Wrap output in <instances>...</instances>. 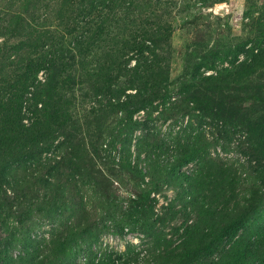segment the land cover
Segmentation results:
<instances>
[{"label": "trees", "instance_id": "16d2710c", "mask_svg": "<svg viewBox=\"0 0 264 264\" xmlns=\"http://www.w3.org/2000/svg\"><path fill=\"white\" fill-rule=\"evenodd\" d=\"M161 2L0 0V264H129L95 259L125 228L148 264H264V21L234 43L192 24L173 76ZM164 185L181 232L152 220Z\"/></svg>", "mask_w": 264, "mask_h": 264}, {"label": "rangeland", "instance_id": "374dc122", "mask_svg": "<svg viewBox=\"0 0 264 264\" xmlns=\"http://www.w3.org/2000/svg\"><path fill=\"white\" fill-rule=\"evenodd\" d=\"M203 3L208 4L205 5ZM158 6L159 13L164 14L163 17L173 28L171 37L173 47L171 68L173 76L177 75L181 70V55L184 51L186 42L190 39L189 33L192 28L191 26H193L192 24H198L199 29H203L206 33L208 32L204 37H207L212 42L219 41L223 43L231 40V42L234 43L235 41H239V39H245L246 37L252 39L254 37V29H250V17H246L247 11H249L248 14L251 15V18L261 16L264 21V0H162L161 4H158ZM1 39L3 38H0V42L2 41ZM242 56L243 55H240L239 58L242 59ZM87 105L88 103H86V106ZM189 119L192 118L188 115L182 120V123L185 124ZM154 124H156L162 132L172 129L174 134V130L178 129V127H175L174 129L171 127L173 126V122L170 119L164 121L156 120ZM235 136L237 137L238 135L235 134ZM210 148L215 151L214 154L218 153L220 156L233 159L234 161L236 160V162L239 160L245 164L248 158V156L239 153L235 149L230 150L226 154L222 152L219 145L212 144ZM111 155L114 156L116 161H118L120 154L117 150H113ZM143 163L144 162H142L141 165ZM188 166H191V164ZM148 181H150L149 177L144 179L140 186L147 187L146 182ZM125 194L126 192L122 191V195ZM173 194L174 192L172 191V188L168 185H164L162 190L155 195L157 203H155L153 209L152 220L154 219L157 221L155 223L156 228L160 229L161 227H164L166 233L175 227H179V232H181L183 229L181 226L184 225V223H182L183 218L179 215L175 218H167V221L164 223L162 220V222L157 220L159 216L163 217L164 215H167V205L169 200L173 197ZM125 229V234L123 236L106 234L99 239L98 243L95 245L96 250L99 249V253L96 254L95 257L96 260L104 255V253L107 255L112 254L111 257H114L115 255L117 257L119 254L128 252L132 249L139 254V259L131 261L133 264L150 263V257L147 261L144 259L145 254L148 256V253L146 252L150 249V237L145 236L139 231H130L128 228ZM83 256V254H79L77 260L81 261ZM113 263L117 264L116 259H114Z\"/></svg>", "mask_w": 264, "mask_h": 264}, {"label": "built area", "instance_id": "2783aa9c", "mask_svg": "<svg viewBox=\"0 0 264 264\" xmlns=\"http://www.w3.org/2000/svg\"><path fill=\"white\" fill-rule=\"evenodd\" d=\"M152 195H153V194H152ZM155 195H156V194H155ZM158 200H159V199H158ZM134 235H135V233H134ZM137 236H138V235H137ZM140 236H141V235H140ZM130 263L133 264V262H130ZM130 263H129V264H130Z\"/></svg>", "mask_w": 264, "mask_h": 264}]
</instances>
